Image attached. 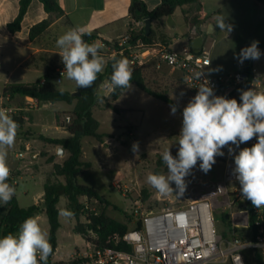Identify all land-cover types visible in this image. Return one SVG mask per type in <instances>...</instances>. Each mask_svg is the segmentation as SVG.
Instances as JSON below:
<instances>
[{
	"label": "rangeland",
	"instance_id": "rangeland-1",
	"mask_svg": "<svg viewBox=\"0 0 264 264\" xmlns=\"http://www.w3.org/2000/svg\"><path fill=\"white\" fill-rule=\"evenodd\" d=\"M204 13L208 17L200 32L204 38V46L211 50L212 65L207 69L208 74L243 73L245 61L239 63L236 55L251 42L264 41V9L248 0H204ZM218 15L224 16L226 22L233 25L230 33L216 27L215 17ZM176 24L174 29L167 28V32L172 40V49L181 52L189 45L186 37L189 30L181 17L177 19ZM103 58L106 66V58ZM6 64V59L0 58V75H3V67L8 68ZM144 74L149 88L174 101L177 105L175 114L171 112L172 106L142 92L135 84H132L130 89L127 88L117 100L116 105L120 108L109 97L104 98L108 90L101 87L97 92L98 102L94 115L101 123L99 133L105 136L104 142L99 143L95 138H84L82 161L90 163L91 167L79 180L81 184L97 190L111 204L105 205L84 199L86 210L98 214L105 211L107 216L122 223L130 221V231L137 225V220L133 217L137 208L146 212L185 206L190 198L189 187L219 181L223 176L224 163L230 155L228 147H224V155L216 157V163L207 173L200 170L198 161L185 177L187 187L183 194H178L174 184L173 192L167 194H160L148 184L149 173L167 175V166L161 159V153L170 149L171 154L176 156L179 148L178 136L182 127V111L197 93L187 86L179 71L156 58L149 59L144 66ZM51 77L58 88L71 94L77 90L75 81L68 79L66 75L59 78V75L54 76L52 72ZM12 80L20 79L15 75ZM4 103L20 107L25 104V100L23 103H13L5 99L2 104ZM66 107V104L61 103L47 109L18 112L22 125L17 131L14 145L7 149V164L11 170L9 179L13 178L18 182L16 196L24 208L36 203L42 204L45 183L48 179H55L53 164L62 163L68 157L67 152L59 155L56 146L40 138L65 136L63 130L56 127V112ZM112 107L121 109V112L113 111ZM26 142L31 143V151L26 153L24 159H20L18 153L24 151ZM134 143L138 144V153L132 150ZM58 179L64 181V178ZM58 207L68 209L65 196L61 197ZM213 217L217 234L225 235L227 224L223 222L220 211H215ZM38 218L49 237L50 225L46 213L42 212ZM60 222L61 228L57 234L58 248L51 264H77L80 257L93 254L97 247V236L93 232H88L86 236L77 233V221L73 216H60ZM79 223L85 225L88 221L82 216ZM244 255L247 264H256L253 252L245 251ZM262 255L264 258V254ZM207 264L230 262L211 260Z\"/></svg>",
	"mask_w": 264,
	"mask_h": 264
},
{
	"label": "clouds",
	"instance_id": "clouds-1",
	"mask_svg": "<svg viewBox=\"0 0 264 264\" xmlns=\"http://www.w3.org/2000/svg\"><path fill=\"white\" fill-rule=\"evenodd\" d=\"M216 27L230 33L233 25L226 22L222 15L215 17ZM83 29L72 28L58 37L56 46L64 65L62 76L75 81L81 88H90L96 83L98 74L103 72L105 61L100 55L104 45L91 44L82 38ZM259 41H253L242 48L236 59L259 60L262 53ZM169 59H173L170 57ZM112 74L103 87L115 91L117 88H131L133 68L127 58L116 60L113 57ZM202 72L196 74L200 79ZM198 87L197 94L182 111V127L178 139V151L174 157L170 149L161 153V159L167 166V175L149 173L147 183L160 194L173 192L172 184L183 194L187 185L185 177L197 165L207 173L216 163L217 156H223L222 149L228 147L229 154L254 138L251 147L240 149L234 155L233 175L239 182L241 196L250 201L255 208L264 207V92L253 88L241 90L240 102L214 94L207 80ZM183 95V93H181ZM176 107L171 112L175 114ZM18 123L0 109V205H7L15 195L16 189L7 181L11 170L7 164V149L16 140ZM132 150L138 153V144ZM58 215L71 218L74 213L60 209ZM53 247L46 231L41 227L38 217H28L19 227L18 233L0 237V264H47Z\"/></svg>",
	"mask_w": 264,
	"mask_h": 264
},
{
	"label": "built area",
	"instance_id": "built-area-1",
	"mask_svg": "<svg viewBox=\"0 0 264 264\" xmlns=\"http://www.w3.org/2000/svg\"><path fill=\"white\" fill-rule=\"evenodd\" d=\"M135 26L145 29V22L135 23ZM103 45L111 51L112 59L117 56L127 58L134 69L144 67L151 58L158 59L179 71L187 86L196 93L207 80L215 95L240 102V92L245 90L249 79L244 73L208 74L207 69L212 65L211 50L204 43L199 53L190 47L178 52L170 50L162 42L150 47L140 38L134 40L128 32L120 39ZM260 51V59L252 60L250 88L264 92V49ZM200 72L203 75L197 79L196 74ZM50 104L26 97L23 106L4 103L1 109L18 123L20 129L18 112L47 109ZM66 120L70 121V117ZM255 143L254 138L239 148L230 145L235 151L224 163L222 178L217 182L191 185L190 198L185 206L146 212L137 208L134 214L141 220V229L134 228L123 237V241L131 246V252L95 247L93 254L80 257L77 264H207L211 260L247 264L245 251L264 252V207L257 209L241 196L239 182L232 170L235 167L234 155ZM24 146V151L18 153L20 159L31 151L30 144ZM13 183L16 185L17 181L13 180ZM215 211H220L223 222L227 224L225 235L216 232Z\"/></svg>",
	"mask_w": 264,
	"mask_h": 264
},
{
	"label": "trees",
	"instance_id": "trees-1",
	"mask_svg": "<svg viewBox=\"0 0 264 264\" xmlns=\"http://www.w3.org/2000/svg\"><path fill=\"white\" fill-rule=\"evenodd\" d=\"M33 0H21L20 9L16 19L8 24V30L14 34L21 30V25L28 8ZM47 13L53 14L56 17H61L64 14L58 0H39ZM203 0H161L159 6L153 11H149L145 2L142 0H131L129 7L130 25L128 32H131L133 39L140 38L148 46L153 47L158 42L164 45H169L171 39L161 33L159 25H152L151 32L147 35L145 29H140L135 26V23L145 22V19L150 17L152 22H158L162 19H167L170 15L173 18L181 17L186 26L190 28L196 27L197 36L201 35L200 28L207 21V17L203 9ZM255 4L264 9V0H254ZM157 24V23H156ZM51 21L44 20L39 24L33 26L30 30V38L34 39L42 35L50 27ZM99 31L93 34L86 33L82 35L85 42L91 43L97 38ZM189 33L186 37H189ZM108 44V42H105ZM259 49H264V42L259 43ZM191 48V44H190ZM192 49V48H191ZM121 57H115L119 60ZM112 59L107 67L105 73H99L96 83L90 88H77L79 95L73 96L71 93L57 88L53 81V77L47 75L43 82L37 81L32 84H12L5 87L3 97L10 100L16 97L25 99L26 97H33L40 102L58 103L64 102L67 104L75 103L74 109L70 112L57 113L56 125L64 128L68 136L65 138H51L41 136L40 138L56 146L61 147L68 153V157L62 163L53 164V177L55 179H48L44 185V195L42 204H33L28 207H22L17 199L16 192L12 200L4 207L0 206V237L9 233L15 235L18 233L22 222L28 217H38L42 212H45L48 217L50 225L49 241L53 247L52 254L48 257L47 262L56 253L58 248L57 234L61 228L60 210L58 205L61 197L65 196L68 200V209L74 213L73 217L77 221L76 232L86 236L88 232H93L97 236L95 245L98 248H110L118 251L131 252V246L123 241V237L130 231L129 223H122L107 216L105 211L101 213H89L83 203L84 199L91 202H98L100 204L111 205L97 190L88 185H83L79 182L80 178L89 171L91 164L82 161L83 139L90 137L95 138L99 143L104 142V137L99 133L101 127L100 121L94 115V108L97 105L98 98L96 88L99 82L101 85L105 81L110 80L112 74ZM252 60H245V67L243 73L249 78L245 85V90L251 87L252 79ZM131 84H135L139 90L148 94L149 96L164 102L170 106L177 105L169 97L158 93L149 88L144 74V67L133 69ZM127 88H117L114 92L111 91L109 98L116 102L120 99ZM240 100V98H238ZM23 103V101H22ZM113 111L119 113L121 109L112 107ZM70 117V121L66 118ZM22 125V120H19ZM53 162V161H52ZM58 178H64V181H59ZM10 185H16L8 178ZM85 216L88 223L80 225V218ZM136 229H141V220L136 217ZM133 217H128L130 220ZM252 252V251H251ZM254 259L256 264H264L263 253L256 251Z\"/></svg>",
	"mask_w": 264,
	"mask_h": 264
},
{
	"label": "crops",
	"instance_id": "crops-1",
	"mask_svg": "<svg viewBox=\"0 0 264 264\" xmlns=\"http://www.w3.org/2000/svg\"><path fill=\"white\" fill-rule=\"evenodd\" d=\"M20 1L21 0H0V58L6 59V65H8L7 69L4 67L2 68L3 75H0V105H2L3 100L9 99L3 97V91L8 85L32 84L37 81L43 82L47 75L51 76L52 72L54 73V76L63 72L64 65L59 55L60 49L56 46V41L58 37L63 35L68 30L72 28L83 29L82 35L86 33L93 34L95 31H99L97 38L91 43L99 41L103 44L105 42L116 41L127 34L131 22L129 16L131 0H58L64 11V14L61 17H56L53 14L47 13L43 4L39 0H33L22 22L21 30L12 34L8 30V24L16 19L20 9ZM142 1L145 2L149 11H153L161 3V0ZM202 2L204 9V0ZM248 2L255 4L254 0H248ZM179 18L180 17L174 18L175 22ZM44 20L51 21L50 27L42 35L31 39V28ZM208 24H210V20ZM152 25H159L161 33L170 38V35L167 32L168 27L166 25V19H162L158 22H152ZM186 27L188 28V33L190 34L189 37H187L189 43L188 47H190L192 40L197 35L194 33V28H190L188 26ZM215 31L216 27H214V33ZM199 36H202V34ZM166 46L170 50H173L172 40L171 43ZM100 55L106 58V66H104L105 69L101 72L105 73L109 62L112 60L111 51L103 47L100 49ZM15 75L17 76V79L20 80L13 81L12 79ZM31 78L34 80H29ZM102 85L100 88L103 87ZM104 89L108 90V93L104 96V98H108L111 90L106 87H104ZM23 100L25 99L16 97L10 101L14 103ZM116 102L114 103L115 105ZM61 103L64 102L50 104V106H56ZM64 104H66L67 107L62 110H58L56 114L70 112L74 109L75 103ZM117 107L120 108L119 106ZM56 127L63 130V135L65 136H56L51 138H65L68 136L65 129L58 127L57 125ZM59 132L61 133V131ZM26 144L31 145L30 142H26L25 145ZM13 180L15 179L12 178V181ZM262 253L264 254V252Z\"/></svg>",
	"mask_w": 264,
	"mask_h": 264
},
{
	"label": "water",
	"instance_id": "water-1",
	"mask_svg": "<svg viewBox=\"0 0 264 264\" xmlns=\"http://www.w3.org/2000/svg\"><path fill=\"white\" fill-rule=\"evenodd\" d=\"M166 25L170 29H174L176 27V22H175L174 18L172 17V15H170L166 19ZM151 27H152V19L150 17H148L145 19V32L147 35L151 32ZM194 33H196V27H194ZM203 43H204V38L202 36H196L191 42V48H192L193 52L199 53L200 49L203 47ZM100 86H101V82H99L97 85L96 94H97L98 90L100 89ZM72 95L77 96V95H79V93L74 92V93H72ZM58 153H59V155H63L65 153V151L63 148L60 147L58 149Z\"/></svg>",
	"mask_w": 264,
	"mask_h": 264
}]
</instances>
